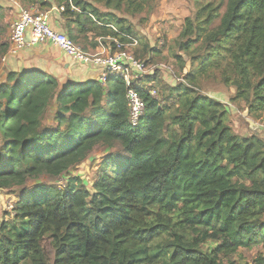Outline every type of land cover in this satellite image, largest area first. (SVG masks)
Listing matches in <instances>:
<instances>
[{
	"label": "trees",
	"instance_id": "16d2710c",
	"mask_svg": "<svg viewBox=\"0 0 264 264\" xmlns=\"http://www.w3.org/2000/svg\"><path fill=\"white\" fill-rule=\"evenodd\" d=\"M17 1L63 7L75 42L88 33L135 37L122 18L95 5L115 0ZM198 1L207 3L187 18L180 44L185 52L205 46L192 70L197 61L201 71L222 64L223 81L236 88L233 101L264 112V0ZM139 44L134 54L143 62L151 49ZM197 71L185 80L195 84ZM155 75L137 86L146 103L137 126L121 77L109 74L108 87L25 69L0 80V190L44 172L64 175L99 144L119 142L126 153L105 155L92 190L79 176L65 187L23 189L12 218L0 224V264H224L221 255L264 242V139L235 133L227 105L183 83L172 89L175 101L161 105L147 90ZM50 108L55 125L42 128ZM208 241L215 246L205 250Z\"/></svg>",
	"mask_w": 264,
	"mask_h": 264
},
{
	"label": "rangeland",
	"instance_id": "374dc122",
	"mask_svg": "<svg viewBox=\"0 0 264 264\" xmlns=\"http://www.w3.org/2000/svg\"><path fill=\"white\" fill-rule=\"evenodd\" d=\"M87 1L91 2V0ZM0 3L2 5L0 10V80H5V75L9 70L27 63L28 57L31 55L30 51L34 48L29 46L16 55H9L7 49L11 44V24L14 20L11 13L8 12L9 7L6 5V1L0 0ZM206 3L207 1L198 0H115L114 8L107 6L105 2H95V5L103 13L110 12L122 18L124 24L131 27L135 38L138 40L136 49L140 47V41L149 44L151 51L143 57V62L148 61L146 65L149 74L154 72L156 74L154 88L157 90V99L161 105H171L176 96V91H172V89L180 87L183 83L182 85L193 88L196 93L209 96L227 105L229 108L227 123L235 133L238 135L255 134L264 139V112L250 114L249 106L244 101H233L236 88L223 81L222 64L219 68L212 65V68L201 71L200 61H197L193 68L198 70L195 84L185 80V76L189 72L195 71L192 70L191 65L193 55H199V57L205 55V46L200 44L201 41L195 43L190 51L181 50L180 44L188 39L183 35L186 20L187 18L194 20L201 6ZM11 4L15 5L14 3ZM34 8L40 11H48L46 8L37 6ZM219 23V20H216L213 26H217ZM75 34L78 35L77 32ZM97 39L93 33H88L79 35L76 42L86 51L95 52L92 49L95 47ZM101 44L106 49L110 47L108 40H102ZM177 56H180L182 60ZM105 85L109 87L111 83L107 81ZM172 92L174 93L173 96ZM52 113L51 108L47 110L42 128L55 125L54 122V124L51 123ZM167 122L170 123V118ZM2 146L3 143L0 139V148ZM109 152L121 156L126 155L119 142L99 144L94 147L81 164L64 175L55 177L44 172L36 177H29L23 186L12 185L11 188L1 189L0 224L3 220L12 218L13 207L18 201L21 191L25 188L31 189L39 184L65 187L70 177L79 176L83 185L92 190L99 175L102 160ZM213 246H215L213 241H208L202 245L205 250ZM221 258L224 264H258L259 259H264V242L256 243L249 248H240L237 252L229 255H221Z\"/></svg>",
	"mask_w": 264,
	"mask_h": 264
},
{
	"label": "built area",
	"instance_id": "2783aa9c",
	"mask_svg": "<svg viewBox=\"0 0 264 264\" xmlns=\"http://www.w3.org/2000/svg\"><path fill=\"white\" fill-rule=\"evenodd\" d=\"M125 38L99 37L101 48L98 51H86L78 43L62 31L54 29L50 24V13L40 11L34 7H21L19 17L11 24V45L9 55H16L26 47L40 44H52L60 48L76 63L84 65H94L101 69L100 81L105 85L108 75L121 77L126 84V100L128 107V118L132 126H137L141 122L146 112V103L138 92L139 81L149 69L144 62L137 59L134 49L138 45V40L129 34H120ZM108 40L110 47L106 49L102 40ZM111 42L115 49L111 50ZM133 49V51H132ZM6 60V57H4ZM152 95L157 94L154 88L147 89Z\"/></svg>",
	"mask_w": 264,
	"mask_h": 264
},
{
	"label": "crops",
	"instance_id": "0c3cea01",
	"mask_svg": "<svg viewBox=\"0 0 264 264\" xmlns=\"http://www.w3.org/2000/svg\"><path fill=\"white\" fill-rule=\"evenodd\" d=\"M8 5V12L11 13L13 20L19 17L23 6L17 0H5ZM14 3L15 5H12ZM63 7L53 6L48 9L50 13V24L56 30H62L68 34L66 18L62 15ZM34 46V45H33ZM27 48V47H26ZM28 57L27 63L12 70L40 69L50 74H54L62 83L80 82L84 83L91 79L101 78V69L94 65H84L76 63L60 48L52 44L36 45ZM100 44L94 47L93 51H98ZM22 52V51H21Z\"/></svg>",
	"mask_w": 264,
	"mask_h": 264
}]
</instances>
